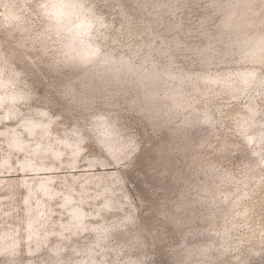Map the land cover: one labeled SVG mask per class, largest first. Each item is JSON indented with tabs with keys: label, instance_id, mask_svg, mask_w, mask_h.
I'll return each mask as SVG.
<instances>
[{
	"label": "clouds",
	"instance_id": "1",
	"mask_svg": "<svg viewBox=\"0 0 264 264\" xmlns=\"http://www.w3.org/2000/svg\"><path fill=\"white\" fill-rule=\"evenodd\" d=\"M0 264H264V0H0Z\"/></svg>",
	"mask_w": 264,
	"mask_h": 264
}]
</instances>
